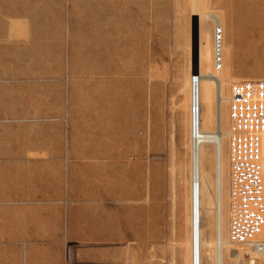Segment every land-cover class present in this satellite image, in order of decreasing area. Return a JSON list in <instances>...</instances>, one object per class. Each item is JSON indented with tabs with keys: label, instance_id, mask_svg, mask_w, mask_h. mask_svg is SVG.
I'll return each mask as SVG.
<instances>
[{
	"label": "rangeland",
	"instance_id": "obj_1",
	"mask_svg": "<svg viewBox=\"0 0 264 264\" xmlns=\"http://www.w3.org/2000/svg\"><path fill=\"white\" fill-rule=\"evenodd\" d=\"M194 1L0 0V264H190ZM198 1L224 21L226 95L264 82V0ZM228 158L226 138L225 181ZM248 245L225 264H264Z\"/></svg>",
	"mask_w": 264,
	"mask_h": 264
},
{
	"label": "bare ground",
	"instance_id": "obj_2",
	"mask_svg": "<svg viewBox=\"0 0 264 264\" xmlns=\"http://www.w3.org/2000/svg\"><path fill=\"white\" fill-rule=\"evenodd\" d=\"M202 1V0H201ZM192 16L198 18L199 25V54L190 60V98H191V221H190V264H203V231L201 206L204 199L212 211L215 236V264H225V254H228V244L231 245V257L243 258L246 256L261 255L263 251L253 249L250 245H233L229 241V173L230 162L228 158V171L225 181V140L230 137L229 129L225 128V103L233 99L226 95L225 88L228 73L225 70L224 47V21L219 15L205 10L198 0L192 3ZM210 23L213 24V31ZM212 34L215 39L212 51ZM225 48V47H224ZM213 52V53H212ZM213 54L215 55L213 58ZM194 60V61H193ZM205 64L207 67L204 68ZM230 69V68H229ZM189 76V75H188ZM237 79V78H236ZM233 81H235L233 79ZM230 82V81H229ZM257 82H246L255 84ZM198 110L197 114L195 111ZM213 153V175L203 169V151ZM264 172V163L260 165ZM226 190V198H225ZM227 217V219H226ZM186 243V242H185ZM251 244H264V231L258 235ZM188 247V246H187ZM247 250V251H245Z\"/></svg>",
	"mask_w": 264,
	"mask_h": 264
},
{
	"label": "built area",
	"instance_id": "obj_3",
	"mask_svg": "<svg viewBox=\"0 0 264 264\" xmlns=\"http://www.w3.org/2000/svg\"><path fill=\"white\" fill-rule=\"evenodd\" d=\"M229 117V241L244 245L264 231V82L235 86Z\"/></svg>",
	"mask_w": 264,
	"mask_h": 264
},
{
	"label": "crops",
	"instance_id": "obj_4",
	"mask_svg": "<svg viewBox=\"0 0 264 264\" xmlns=\"http://www.w3.org/2000/svg\"><path fill=\"white\" fill-rule=\"evenodd\" d=\"M208 155H209V152H206V153H205V160H204V169H205V171H207V172H208V169H207L206 161H207V157H208Z\"/></svg>",
	"mask_w": 264,
	"mask_h": 264
}]
</instances>
